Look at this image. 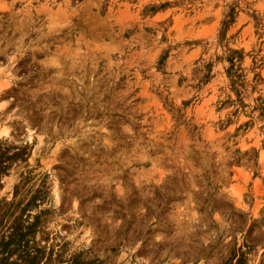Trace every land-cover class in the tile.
Returning a JSON list of instances; mask_svg holds the SVG:
<instances>
[{
  "label": "rangeland",
  "instance_id": "1",
  "mask_svg": "<svg viewBox=\"0 0 264 264\" xmlns=\"http://www.w3.org/2000/svg\"><path fill=\"white\" fill-rule=\"evenodd\" d=\"M0 264H264V0H0Z\"/></svg>",
  "mask_w": 264,
  "mask_h": 264
},
{
  "label": "bare ground",
  "instance_id": "2",
  "mask_svg": "<svg viewBox=\"0 0 264 264\" xmlns=\"http://www.w3.org/2000/svg\"><path fill=\"white\" fill-rule=\"evenodd\" d=\"M2 132H3V135H4V137H6V138H8L9 137V133L7 132V129H5V130H2ZM33 135V134H32ZM29 136H31L30 134H29ZM30 139V137L28 138V140ZM10 140H11V138H10ZM31 142V141H30ZM58 144V143H57ZM10 155V154H9ZM58 190V189H57ZM57 190L56 189H54V196L55 197H58V198H60L59 196H57L58 195V193H57ZM61 199V198H60ZM58 200V199H57ZM57 200H56V202H57ZM59 201V200H58ZM192 219V218H191ZM88 242V241H87Z\"/></svg>",
  "mask_w": 264,
  "mask_h": 264
}]
</instances>
